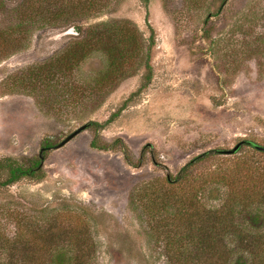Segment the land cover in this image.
<instances>
[{
  "label": "rangeland",
  "instance_id": "obj_1",
  "mask_svg": "<svg viewBox=\"0 0 264 264\" xmlns=\"http://www.w3.org/2000/svg\"><path fill=\"white\" fill-rule=\"evenodd\" d=\"M40 1L47 9L46 0ZM105 3L101 13L81 20L83 28L128 19L147 41L144 0ZM219 3L148 0L147 19L155 40L150 82L98 132L102 143L122 140L126 161L120 148L91 147L94 130L89 125L61 147L53 146L79 125L101 123L118 110L139 87L144 67L107 87L94 102L78 97L75 106L52 109L49 102L43 103L44 94L11 92L13 74L53 58L76 35L70 25L52 27L42 24L38 13L28 16L26 0H0V157L35 159L42 151V139L49 137L52 142L44 156L40 154L41 179L24 177L0 187L1 229L7 234L14 229L7 213L73 211L92 230L97 246L93 264H172L153 236L142 207L129 205L131 192L146 181L176 175L185 163L205 152L214 154L197 162L190 176L205 178L203 171L212 170L224 158L236 161L252 156L247 144L231 154H216L241 140L264 146V69L246 59L234 66L228 55L235 46L230 32L239 22H252L256 33H264V0H226L217 14ZM205 31L209 37H204ZM211 39H220L219 44ZM259 57L264 62V53ZM103 61L101 53H90L69 76L82 85L90 84ZM211 178L210 174L205 179ZM225 193L226 188L212 180L199 199L205 207L217 208ZM171 220L163 215L158 225L179 222ZM228 264H233V256Z\"/></svg>",
  "mask_w": 264,
  "mask_h": 264
},
{
  "label": "trees",
  "instance_id": "obj_2",
  "mask_svg": "<svg viewBox=\"0 0 264 264\" xmlns=\"http://www.w3.org/2000/svg\"><path fill=\"white\" fill-rule=\"evenodd\" d=\"M185 1L196 3L201 0ZM225 1L220 0L217 14L221 13ZM147 2L144 0L149 36L145 41L141 31L128 19L82 27L81 20L102 12L105 0H52L50 5L46 0L47 9L40 0H26L24 9L28 16L38 13L42 17L40 22L52 27L70 25L76 37L53 58L13 74L10 77L11 92L44 94L43 103L49 102L52 109L63 104L75 106L78 97L92 102L98 100L103 90L107 92V87L113 88L118 81L132 75L138 66H143L142 82L120 108L101 123L88 122L94 130L89 143L91 147L101 150L120 148L128 161L121 139L102 143L98 132L150 82L149 59L155 40L147 19ZM246 18L245 14L243 19ZM22 24L21 21L17 28ZM236 26L230 32L235 42L228 54L233 57L232 64L239 66L245 59L254 60L258 69H264V62L259 57L264 53V33H256L252 22L245 24L243 20ZM208 34L205 31L204 37H209ZM17 38L15 45L20 36ZM219 41L211 39V43L217 45ZM93 52L104 56L103 67L90 84L82 85L74 81L69 72ZM51 143L49 137L42 139V156ZM251 144L254 143L247 145L252 156L236 161L224 158L211 171H203L207 172L205 178L211 174V179L200 175L193 177L189 172L197 162L214 154L208 151L185 163L176 175L167 174L146 181L131 192L129 205L142 207L153 236L160 241L172 264H228L232 256L233 264H264V151ZM216 154L222 156V153ZM39 163V157H0V187L12 185L24 177L41 179L43 171ZM212 180L226 188L224 200L217 208L205 207L199 199L200 191ZM7 214L14 221V229L12 234H7L0 228V264H93L97 246L90 225L82 215L47 209L30 215ZM163 215L171 216L172 222H179L158 225Z\"/></svg>",
  "mask_w": 264,
  "mask_h": 264
},
{
  "label": "water",
  "instance_id": "obj_3",
  "mask_svg": "<svg viewBox=\"0 0 264 264\" xmlns=\"http://www.w3.org/2000/svg\"><path fill=\"white\" fill-rule=\"evenodd\" d=\"M87 126H88V123L87 122L79 125L73 131H71L70 133H68L61 141H59L57 144H55L53 146V148L61 147L67 141H69L72 137H74L77 133H79L83 129L87 128ZM242 144H250V142H248L246 140H241V141L237 142L232 148L226 149V150H221L219 152L222 153V154H231V153L235 152L239 148V146L242 145ZM251 145L254 146L258 150L264 151V146L257 145V144H251ZM39 158H40V163H39L38 166H40L42 164V161H43V158H42V156L40 154H39Z\"/></svg>",
  "mask_w": 264,
  "mask_h": 264
}]
</instances>
